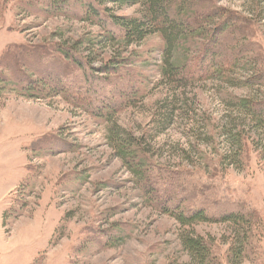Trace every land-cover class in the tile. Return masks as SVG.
<instances>
[{
    "label": "rangeland",
    "instance_id": "374dc122",
    "mask_svg": "<svg viewBox=\"0 0 264 264\" xmlns=\"http://www.w3.org/2000/svg\"><path fill=\"white\" fill-rule=\"evenodd\" d=\"M28 1L36 4L40 0H0V53L6 48L0 71L12 82L18 77L19 82H32L38 67L44 74L56 70L57 66L46 64H52L47 57L55 55L52 49L57 43L101 33L99 25L77 17H46L37 8H28ZM212 1L232 13L253 17L255 49L264 53V0ZM139 8L112 6L119 15H135ZM14 42L20 44L12 45ZM22 46L32 54H24L19 50ZM38 46L46 52L40 54L45 55L43 66L35 64ZM162 47L158 34L127 48L118 43L97 46L95 65L120 52L132 59L127 69L136 73L130 79L139 80L143 88L135 105L117 108L106 121L83 107L89 101L92 109L101 102L116 105L118 95L111 90L126 89L121 80L116 86H93L97 95L77 92L69 81L61 82L86 104L83 107L62 95L30 97L15 84L1 93L0 264L189 261L180 239L185 229L146 200L133 173L117 154L121 139L111 138L116 131L132 139L131 147L144 150L155 164L198 172L200 177L189 179L211 184V191L220 199L247 201L262 213L264 222V139L256 133L253 122L229 103L263 94L264 87L256 88L260 91L256 94L255 89L244 85L249 71L238 69L227 71L223 80H199L176 88L161 74ZM15 54L19 57L14 58ZM73 75L81 80L78 73ZM233 127L245 129L244 136L249 138L242 162L226 158L231 147L224 132ZM54 136L66 143L64 152H49L42 143ZM175 182L185 183L182 178ZM150 185L159 188L155 181ZM169 192L177 198L182 196ZM103 231L112 236L109 242ZM195 231L216 238L222 255L228 251L231 226L199 223ZM253 242L255 254L242 259L241 264H264V228ZM221 261L225 264L223 257Z\"/></svg>",
    "mask_w": 264,
    "mask_h": 264
},
{
    "label": "trees",
    "instance_id": "16d2710c",
    "mask_svg": "<svg viewBox=\"0 0 264 264\" xmlns=\"http://www.w3.org/2000/svg\"><path fill=\"white\" fill-rule=\"evenodd\" d=\"M111 5L117 8H140L135 15H119ZM26 6L37 8L38 12L46 17L62 15L69 19L77 17L83 22L90 21L99 25L101 33L78 38L73 42L57 43L52 49L55 55L47 57L52 64H46L48 67L57 66L56 70L44 74L38 67L32 82H19V77L16 82H12L0 71V95L8 86L15 84L17 89L30 97L62 95L76 106L83 107L82 105L86 104H82L78 95L72 93L71 88L62 86L61 82L69 81L77 92L85 91L97 95L93 86H116L121 80L125 82L126 89L119 91L117 87H113L111 90L118 95L116 105L101 102L97 108L92 109L94 106L92 107L89 101L83 107L94 113L98 119L106 121L117 108L135 105L142 95L143 88L139 80L130 79V76L136 73V70L127 69L132 59H127L128 57L120 52L114 53L106 62L95 65L97 46L118 43L127 48L152 34H158L163 41L161 50L164 64L161 74L176 88L186 87L199 80H223L227 71L238 69L249 71L244 85L255 89L256 94L259 91L256 88L264 87V64H261V61L264 62V53L256 51L253 39L255 19L252 16L232 13L222 6L215 5L212 0H40L36 4L28 1ZM15 44L20 43H12ZM5 49L0 53V58ZM21 49L26 55L32 54L31 51L24 50L23 46L19 48ZM36 51L39 56L36 57L38 61L35 64L45 65L41 61L46 60L45 55H40L46 53L43 47L38 46ZM17 57L19 56L15 54L14 58ZM25 63L27 64V60ZM26 64L22 63L24 67ZM68 64L72 68H69ZM13 70H16V67H13ZM74 73H78L81 80L74 79ZM112 75H115V81L111 80ZM126 77H129L127 82L124 81ZM107 90L106 87L104 91ZM229 103L237 112L245 114V117L253 122L256 133L259 132L263 140L264 93ZM244 132L245 129L237 127L224 132L231 147L227 159L242 162V155L247 153L249 145V138L244 136ZM121 133L122 131H116L111 138L121 139L117 154L133 173L144 197L158 212L174 218L185 229L180 237L181 245L189 257L185 264H223L221 257L225 259V264H241L242 259L255 254L257 247L253 239L260 235L264 228L260 211L245 200L220 199L211 191V184L191 180L193 176L200 177L197 176L198 172L177 171L155 164L144 150L133 149V141H130L132 139L122 137ZM42 143L46 144L49 152L59 153L66 149V143L55 136L45 138ZM262 150L264 154V144ZM177 178L184 179L185 183H176ZM153 181L159 184V188L150 185ZM169 191L182 196H171ZM199 223H221L233 228V236L230 241L227 240L230 242L229 249L224 255L220 252V244L216 238L205 237L195 231V226ZM106 232L103 231V234L109 242L112 236Z\"/></svg>",
    "mask_w": 264,
    "mask_h": 264
}]
</instances>
